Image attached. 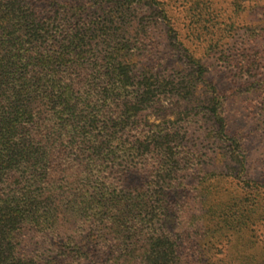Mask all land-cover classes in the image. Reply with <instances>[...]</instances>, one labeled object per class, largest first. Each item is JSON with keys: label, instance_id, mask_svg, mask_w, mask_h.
Listing matches in <instances>:
<instances>
[{"label": "trees", "instance_id": "16d2710c", "mask_svg": "<svg viewBox=\"0 0 264 264\" xmlns=\"http://www.w3.org/2000/svg\"><path fill=\"white\" fill-rule=\"evenodd\" d=\"M144 6L168 21L157 0H0V264H32L20 256L22 234L51 229L62 196L78 212L90 200L101 208L103 195L124 203L111 223L127 230L150 226L157 215L172 224L175 211L163 198L184 189L191 164L176 124L147 125L162 97L184 98L201 84L216 126L210 138L232 141L221 96L198 62L187 57L194 69L178 84L157 75L161 61L144 64L150 30L135 12ZM110 165L143 171L147 180L134 194H92L91 183ZM153 243L163 249L142 255L144 264L175 259L168 236Z\"/></svg>", "mask_w": 264, "mask_h": 264}, {"label": "rangeland", "instance_id": "374dc122", "mask_svg": "<svg viewBox=\"0 0 264 264\" xmlns=\"http://www.w3.org/2000/svg\"><path fill=\"white\" fill-rule=\"evenodd\" d=\"M157 1L166 4L167 22L154 8L135 10L150 30L151 57L144 64L161 61L158 76L187 83L194 69L187 57L198 62L205 82L221 96L219 114L235 143L210 138L216 126L201 84L184 98L162 97L147 125L176 124L191 164L182 174L184 189L163 198L175 211L173 225L157 215L150 226L127 230L111 223L124 203L103 195L101 208L90 200L78 212L62 196L61 209L50 213L51 229L22 234L19 253L28 263L144 264L142 255L163 249L153 241L168 236L175 243L169 264H264V0ZM142 127H133L131 135ZM146 180L143 171L110 165L91 183V193L134 194ZM92 211L99 217L92 218Z\"/></svg>", "mask_w": 264, "mask_h": 264}]
</instances>
